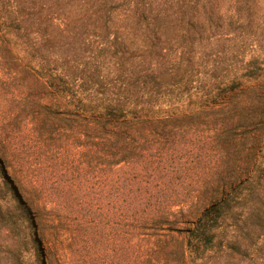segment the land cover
Listing matches in <instances>:
<instances>
[{"label":"trees","instance_id":"obj_1","mask_svg":"<svg viewBox=\"0 0 264 264\" xmlns=\"http://www.w3.org/2000/svg\"><path fill=\"white\" fill-rule=\"evenodd\" d=\"M22 9L37 11V74L66 103L90 167L70 174L63 160L77 188L48 199L81 213L94 180L97 202L137 236H171L187 187L238 151L246 176L177 238L179 261L264 264V0H0V31L30 36ZM99 32L101 55L89 51ZM13 176L16 190L0 180V264H41Z\"/></svg>","mask_w":264,"mask_h":264},{"label":"rangeland","instance_id":"obj_2","mask_svg":"<svg viewBox=\"0 0 264 264\" xmlns=\"http://www.w3.org/2000/svg\"><path fill=\"white\" fill-rule=\"evenodd\" d=\"M20 12L28 19L30 36L20 39L0 31V180L5 173L15 190L19 183L13 174L22 182L20 186L29 198L23 201L31 235L37 240V258L41 264H181L177 238L187 235L186 229L212 200L223 197L220 190L246 176L248 163L237 162L245 158L236 151L203 168L206 183L187 187V197L179 207L183 211L178 215L179 231L173 232L174 236H137L129 218L119 219L104 197L97 202L94 180L86 183L87 193L82 197L85 210L75 214L63 211L45 195L64 186L70 191L77 188L74 180L64 181L62 161L69 164L70 174L75 164L84 172L90 167L83 154L72 149L75 133L66 103L37 74V11ZM103 34L91 36L89 51L100 53ZM28 44L36 48L28 49ZM10 194L15 198L13 192Z\"/></svg>","mask_w":264,"mask_h":264}]
</instances>
